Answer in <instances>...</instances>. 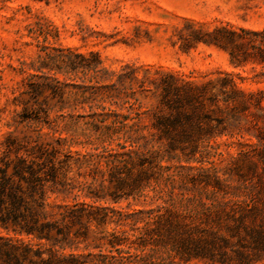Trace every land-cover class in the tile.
I'll return each instance as SVG.
<instances>
[{"label":"trees","instance_id":"16d2710c","mask_svg":"<svg viewBox=\"0 0 264 264\" xmlns=\"http://www.w3.org/2000/svg\"><path fill=\"white\" fill-rule=\"evenodd\" d=\"M186 22L190 29L179 37L184 52L204 44L226 52L234 68L264 65V28L208 30ZM43 52L13 98L20 107L14 130L0 142V264L264 260L261 91L241 88L224 71L202 80L162 71L141 79L140 67L111 70L98 52L61 46ZM148 96L156 100L150 108L141 102ZM61 122V131L72 134L80 125L90 149L73 158V140L53 136L60 135ZM173 160L194 173L176 178L162 165ZM215 160L224 167L214 166ZM203 162L210 167L189 166ZM73 166L83 175L87 168L90 181L70 176ZM192 188L204 199L186 197ZM73 190L90 202L76 194L65 202ZM194 200L197 205L188 207ZM122 201L125 207L115 206ZM132 205L139 208L130 210ZM109 225L113 229L106 231ZM223 230L244 248L235 251L234 263ZM81 243L95 251L75 253ZM158 251L172 262L156 260Z\"/></svg>","mask_w":264,"mask_h":264},{"label":"rangeland","instance_id":"374dc122","mask_svg":"<svg viewBox=\"0 0 264 264\" xmlns=\"http://www.w3.org/2000/svg\"><path fill=\"white\" fill-rule=\"evenodd\" d=\"M186 21L202 25L208 30L220 25L261 30L264 28V0H0V142L8 132L14 130L12 120L20 107L13 104V98L18 93L21 81L33 73L28 68L43 55L44 47H69L80 53L98 52L103 66L111 70H119L125 64L140 67L138 78L141 79L157 77L156 71L171 72L195 80L213 78L216 71L229 72L241 88L258 90L264 94L263 64L248 62L234 68L229 64L226 52L204 44L184 52L179 37L190 29ZM77 75L81 76V73ZM58 78L63 79L60 75ZM141 102L144 107L150 108L156 100L148 96L141 98ZM262 104L264 107V100ZM50 117H54V112H51ZM62 124L60 135L55 133L53 136L66 137L68 142L73 140L69 146L73 158L75 151L84 154L90 149L91 146L83 144L86 141L85 132L80 125L72 134L61 131ZM16 134L20 135L19 132ZM94 138H89L94 143L92 146L96 145ZM162 165L169 166V171L176 174V178L194 173L181 168L180 165L186 164L175 160L162 162ZM224 165V162H214L218 168ZM189 166L210 167L205 162L191 163ZM86 169L83 175L82 170L77 171L73 166L69 175L80 181H90ZM79 173L82 174L79 176ZM200 193L198 189L192 188L185 195L189 198L194 196L195 199L201 195L204 199L205 194ZM75 194L79 195L78 201L90 202L77 190H73L64 201L71 203ZM57 201H62L61 196ZM100 203L105 204L103 201ZM127 203L122 201L115 206L125 207ZM196 205L194 200L188 207ZM137 208L132 205L130 210ZM112 229L113 225L105 228L106 231ZM222 233L231 241L225 252L234 263L237 257L235 251L244 248L224 230ZM0 235H5V232L0 230ZM20 238L25 242L36 243L29 237ZM83 245L79 244V249L74 252L95 251L91 248L84 250ZM67 252L69 250L66 248L64 253ZM154 257L164 263L172 262L164 251L156 252ZM173 261L176 262L177 258ZM180 264L207 262L193 260ZM253 264H264V260Z\"/></svg>","mask_w":264,"mask_h":264}]
</instances>
